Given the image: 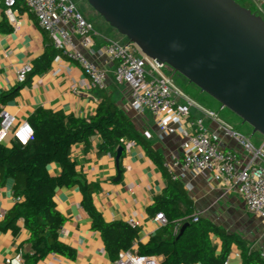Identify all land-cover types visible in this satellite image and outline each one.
I'll use <instances>...</instances> for the list:
<instances>
[{
    "label": "crops",
    "instance_id": "0c3cea01",
    "mask_svg": "<svg viewBox=\"0 0 264 264\" xmlns=\"http://www.w3.org/2000/svg\"><path fill=\"white\" fill-rule=\"evenodd\" d=\"M16 19L18 29L5 17L4 5L0 1V96L18 92L5 103L0 102L1 130H6L3 144L11 146L15 129L23 122L29 123L30 117L40 109L88 118L96 113L103 95L112 96L116 104L127 115H131L137 130L163 155V169L135 143L121 160L122 174L117 180V153L113 157L101 153L99 147L102 139L98 135L91 137L86 143L74 145L72 158L78 173L89 183L98 185L93 199L105 222H137L139 237L134 246L137 250L140 243H147L160 229L155 216H151L148 209L172 180L166 164H171L174 158L182 156V137L169 135L162 139L154 117L150 114L139 115L132 109V89L128 85L116 83L114 65L105 64L101 51L103 45L119 41L114 39V33L103 23H97L95 27L93 51L79 48L90 60L109 71L104 88H93L82 68L66 58L60 63L54 60L47 71L35 74L25 83L19 84L18 70L25 65L33 68L51 46V40L22 3L17 6ZM196 106L192 108L193 119L203 114L201 109L210 110L201 105ZM220 119L226 123L222 117ZM207 124L209 128L219 132L224 149L242 153L236 141L224 137L216 121L209 119ZM47 170L52 176L62 173L58 163L50 164ZM177 181L192 199L195 215L211 220L238 235L246 248L259 252L264 260V219L249 213L237 193L229 191L224 183L216 182L211 174L188 173ZM13 186L12 178L3 179L0 176V215L7 216L17 204ZM55 201L58 210L67 218L63 226L65 233H59L60 240L75 251V257L66 259L53 254L43 264H113L105 250L101 234L93 230L92 218L82 206L80 187L57 189ZM182 210L185 211L184 208ZM4 220L5 218L0 219V264H7L14 254L27 251V241L31 236L23 219L15 226H9ZM213 242L219 254L221 242L218 239H213ZM158 257L162 263L163 257ZM227 263L244 264L239 246H233Z\"/></svg>",
    "mask_w": 264,
    "mask_h": 264
},
{
    "label": "trees",
    "instance_id": "16d2710c",
    "mask_svg": "<svg viewBox=\"0 0 264 264\" xmlns=\"http://www.w3.org/2000/svg\"><path fill=\"white\" fill-rule=\"evenodd\" d=\"M246 7L256 12L252 2ZM58 54L51 42L45 55L34 64L27 80L47 71ZM17 93L0 96V102L5 103ZM1 123L0 118V130ZM29 124L34 136L26 145L13 141L8 147L0 143V176L12 178L14 196L22 198L4 221L15 226L23 219L31 234L27 241L29 249L23 251L25 264H43L53 254L66 259L75 257V251L60 240L59 230L67 218L58 210L55 201L57 189L74 186L80 187L82 206L92 218L93 230L101 234L113 263L122 253L131 251L144 257L162 256L161 264H224L236 245L241 248L244 264H264L260 253L246 248L238 235L201 216L195 221L197 215L193 201L179 181L170 180L168 187L148 209L151 216L164 214L167 225L160 227L147 243H140L137 250L134 246L139 237L138 227L124 221L105 222L93 199L98 185L89 183L78 173L72 158L74 145L86 143L98 135L102 139L99 151L116 154L119 147H125L122 141L127 140L140 145L162 169L165 163L163 155L137 130L133 119L112 96L103 95L96 113L88 118L40 109L30 117ZM125 155L124 150L123 157ZM52 163L61 166L59 176L49 174L47 167ZM186 224L188 228L181 234ZM213 239L221 242L219 254Z\"/></svg>",
    "mask_w": 264,
    "mask_h": 264
},
{
    "label": "built area",
    "instance_id": "2783aa9c",
    "mask_svg": "<svg viewBox=\"0 0 264 264\" xmlns=\"http://www.w3.org/2000/svg\"><path fill=\"white\" fill-rule=\"evenodd\" d=\"M0 1L4 5L5 17L15 28L18 24L16 9L20 3L36 18L59 51L55 58L57 63L64 58L74 61L90 78L93 88L106 86L109 71L90 60L79 48L93 51L95 26L82 15L72 0ZM250 1L256 8V15L264 19V0ZM101 51L105 64L114 65L116 83L132 89V109L139 115H152L162 139L169 135L182 137V156L166 164L172 180H181L188 173L211 174L216 182L224 183L229 191L240 196L249 213L264 219V144L256 147L246 135L223 123L216 112L201 109L203 114L193 119L192 108L196 104L183 100V93L173 79L164 73L169 66L146 56L136 45L110 41L103 45ZM31 71L30 65L22 66L17 73L18 83H25ZM209 119L220 125L224 137L236 141L242 153L222 147V137L218 131L209 128ZM5 136L6 130H0L1 144ZM33 136L34 130L28 122L21 123L14 131V141L22 145L31 141ZM122 142L125 151H130L135 145V142L127 140ZM107 154L110 157L115 155ZM15 200L19 203L22 198L15 197ZM5 217L0 215L1 220ZM194 220L198 221L199 215ZM155 221L160 227L167 225V218L162 213L155 216ZM129 224L138 227L134 220H130ZM59 233H65L64 227L60 228ZM7 264H25L23 253L14 254ZM113 264H161V259L158 256H138L129 251L122 253ZM224 264H228L227 261Z\"/></svg>",
    "mask_w": 264,
    "mask_h": 264
},
{
    "label": "water",
    "instance_id": "95a60500",
    "mask_svg": "<svg viewBox=\"0 0 264 264\" xmlns=\"http://www.w3.org/2000/svg\"><path fill=\"white\" fill-rule=\"evenodd\" d=\"M87 1L146 56L168 65L264 136L262 17L235 0ZM124 150H117V180Z\"/></svg>",
    "mask_w": 264,
    "mask_h": 264
},
{
    "label": "rangeland",
    "instance_id": "374dc122",
    "mask_svg": "<svg viewBox=\"0 0 264 264\" xmlns=\"http://www.w3.org/2000/svg\"><path fill=\"white\" fill-rule=\"evenodd\" d=\"M77 6L82 15L91 22L95 27L97 23H103L114 34V39L119 43H127V38L122 36L116 29L112 28L88 3L87 0H72ZM242 6H250V0H235ZM247 8V7H246ZM256 13V12H253ZM168 77H171L176 87L183 93V100L191 101L196 105H201L206 109L213 110L218 113L223 120L234 128L236 131L246 135L256 147H261L264 144V136L260 133H254V129L243 122L241 118L236 116L230 110L223 108L220 103L212 97L202 92L198 87L191 84L186 78L179 73H176L172 68H167L164 72ZM182 100V101H183ZM184 102V101H183ZM131 116V115H130Z\"/></svg>",
    "mask_w": 264,
    "mask_h": 264
}]
</instances>
